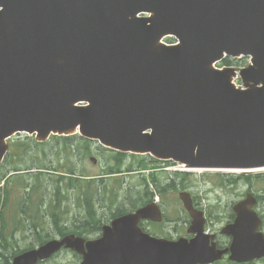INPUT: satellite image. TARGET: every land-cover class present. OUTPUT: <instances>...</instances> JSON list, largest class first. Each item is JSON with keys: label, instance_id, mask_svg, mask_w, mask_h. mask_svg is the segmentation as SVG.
<instances>
[{"label": "water", "instance_id": "1", "mask_svg": "<svg viewBox=\"0 0 264 264\" xmlns=\"http://www.w3.org/2000/svg\"><path fill=\"white\" fill-rule=\"evenodd\" d=\"M166 36L180 43H162ZM225 53L253 57L241 71L248 89L232 84L234 69L212 68ZM78 131L188 167L264 166V0H0V162L17 132L45 140ZM179 196L194 238L144 232L141 220L163 218L152 202L103 226L99 239L69 234L13 264H37L62 247L81 253L80 264H209L228 251L237 262L264 257L252 193L234 205L223 250L204 233L191 194Z\"/></svg>", "mask_w": 264, "mask_h": 264}, {"label": "rangeland", "instance_id": "2", "mask_svg": "<svg viewBox=\"0 0 264 264\" xmlns=\"http://www.w3.org/2000/svg\"><path fill=\"white\" fill-rule=\"evenodd\" d=\"M237 65H241V63ZM27 135L25 133L14 135L7 142L11 144L17 140L27 141ZM27 148H29L27 152H22L24 147L21 151L17 146L16 155L22 153L19 157L23 159L17 158L14 163L11 161L7 166L10 168L18 166V170L22 171L10 175L12 178L7 180L6 185H3V182L0 183V264H5L7 260L9 264H12L15 257L14 252L38 246L40 237H45L48 232L50 234L44 240L59 237L58 230H56L58 226L74 227V223L77 220L81 221L84 215L82 193L85 192V188L82 185L74 187L70 185L68 180L60 178L62 174L58 170L66 171L68 168L74 167L71 166L65 155L60 153V149L54 148V146H46V155H44L34 143H32L31 148L27 145ZM92 150L93 154L91 155L98 157L96 163L91 162L90 156H84L76 150L73 151L72 158L75 171L78 174L102 177L110 155L105 151L103 155L94 144H92ZM132 160L130 157L127 162ZM146 165L148 166L140 171L137 169L131 172L125 171L124 175L120 176L123 183L115 182L113 179L100 178V180L105 179L104 187L100 189L104 190L102 197L108 198L109 203L108 206H105L106 200H104L98 206L97 215L101 225L112 219V213L116 212L117 209V202L120 203L119 207L123 209L130 210L133 208L132 204L138 201L137 199L140 197L138 192L142 189L144 181L150 186V191H154L156 194L153 177L158 178L162 183H167L169 177L170 179L173 177L169 176V173L175 171L174 168H166L172 166L168 163L152 162L146 163ZM56 167L58 170H55ZM13 171V168L8 170L5 176L14 173ZM193 171L196 175L186 180L184 186L166 190L161 197L155 196L164 205L166 219L161 226L147 227L149 230L151 229L156 234L166 237L187 236L190 218L179 198V192L183 190L192 193L195 202L206 213L208 218L207 232L216 234H219L221 228L232 220V206L244 198L247 193L264 196V178L251 176V174H263L264 169L251 171L253 173L243 172V177L236 184L227 186H223L222 176L215 174L217 173L216 170ZM2 173L3 171L0 170V179L5 177L2 176ZM37 173L44 174L37 177ZM221 173L232 172L221 171ZM234 173L236 175L242 174V172ZM66 176L62 175L61 177L65 178ZM57 184H59L60 191L56 188ZM29 186L30 191L27 192L26 189ZM117 190L120 191L119 196L115 194ZM28 196L30 199L27 198ZM114 196L117 197L116 202H114L116 204H112V197ZM260 204L259 211L264 212V201ZM4 213L8 216H5ZM53 216L57 222L54 221ZM222 242H227L226 237H223ZM79 261L80 258L75 253L64 250L52 259L40 264H79ZM216 264L234 263L225 258ZM249 264H264V261L258 260Z\"/></svg>", "mask_w": 264, "mask_h": 264}, {"label": "trees", "instance_id": "3", "mask_svg": "<svg viewBox=\"0 0 264 264\" xmlns=\"http://www.w3.org/2000/svg\"><path fill=\"white\" fill-rule=\"evenodd\" d=\"M228 63H231L232 61L226 60ZM52 142L51 143H38L36 141H31V145H29V142H20L18 145L21 147H24V150L22 152H27L29 148H27V145L31 148L32 143H34L36 146H41L39 148V151L46 155L45 152V147L48 145L54 146V148H59L60 153H63L65 155V158L68 159L70 162L71 166L68 168L66 171H60L56 167L55 170H58L60 174L62 175H67L65 178H60L63 180H68L70 185L74 187H79L80 185L84 186L85 192L82 193V201H83V207H84V215L83 219L81 221L77 220L76 223H74V227H61L58 226V233L59 236H65L69 234L70 232L80 234V235H86L88 236L89 234L93 235L96 234L98 231L101 229V224H100V218L97 215V212H99V204H102V201L106 200L105 206H108V198L102 197L104 190H100L101 188L104 187L105 179L100 178H108V179H113L115 182H122V177L121 175H124L125 171H133L134 169L141 170L142 168H146L148 165L146 163H152L155 162V160L150 159L149 157H144V156H131L133 160L131 162H127L128 156L123 153L111 151L108 149H105L101 146H98V150L102 152L104 155L105 152L108 153L110 156L108 157L109 161L106 167L104 168L103 174L104 176L102 177H95L93 175H87V174H82V173H76L75 171V165L73 162V151L76 150V152H81L82 155L84 156H89L92 154V144H95L91 140L84 139L78 135H72V136H54L52 137ZM27 143V144H26ZM22 145V146H21ZM64 149V150H63ZM105 151V152H104ZM78 156V155H76ZM23 159L22 157H20ZM19 158V159H20ZM39 160V159H38ZM19 167L17 166V169ZM192 173L188 172H174V173H169V176H173L171 179L169 177V181L167 183H162L158 178L153 177V183L156 186V193L159 195H164V192L166 190L170 189H176L179 186H184L185 181L188 180L191 177ZM40 176V173H38V176ZM74 176V177H73ZM95 177V178H94ZM243 176L239 175H224L222 176V182L227 181L229 183L237 182L238 178H241ZM100 180V182H98ZM123 183V182H122ZM225 185V184H223ZM56 188L58 191H60L59 184L56 185ZM142 189L138 192V195L140 196L135 202L132 204L133 208H136L137 206L147 203L149 201H152L155 197L154 191H150V186L144 181L142 183ZM127 189V188H126ZM125 189V190H126ZM108 192V191H107ZM119 190L115 194H118L119 196ZM127 192V191H126ZM128 195V194H127ZM109 197V195H107ZM126 197V196H125ZM117 197H112V204H116ZM117 209L116 212L112 213V218L125 213L128 209H123L120 206V203L117 202ZM54 221L57 222V219L53 216ZM66 229V230H64ZM68 230V231H67ZM64 232V233H63ZM89 232V233H88ZM87 233V234H86ZM50 234V232H48ZM48 234L45 237H40L39 240L40 243H43L44 239L47 238ZM18 251L14 252L16 255ZM5 264H9L8 260Z\"/></svg>", "mask_w": 264, "mask_h": 264}, {"label": "flooded vegetation", "instance_id": "4", "mask_svg": "<svg viewBox=\"0 0 264 264\" xmlns=\"http://www.w3.org/2000/svg\"><path fill=\"white\" fill-rule=\"evenodd\" d=\"M9 169H10V167L7 168L6 165H4L2 176H5L6 172H7ZM10 175H11V174H9L8 176H5V177L2 179L3 185H6L7 180L12 178ZM225 244H226V243H225ZM220 245H221V244H220ZM221 246H222V245H221Z\"/></svg>", "mask_w": 264, "mask_h": 264}, {"label": "bare ground", "instance_id": "5", "mask_svg": "<svg viewBox=\"0 0 264 264\" xmlns=\"http://www.w3.org/2000/svg\"><path fill=\"white\" fill-rule=\"evenodd\" d=\"M64 150V149H63ZM27 203V202H26ZM56 230H58V229H56ZM64 230H66V229H64ZM68 231V230H67ZM64 233V232H63ZM49 235V234H48ZM60 237V236H59Z\"/></svg>", "mask_w": 264, "mask_h": 264}]
</instances>
